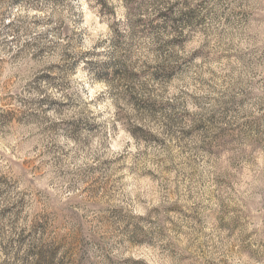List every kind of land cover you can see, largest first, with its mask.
<instances>
[{
    "label": "clouds",
    "instance_id": "9594fccd",
    "mask_svg": "<svg viewBox=\"0 0 264 264\" xmlns=\"http://www.w3.org/2000/svg\"><path fill=\"white\" fill-rule=\"evenodd\" d=\"M0 264H264V0H0Z\"/></svg>",
    "mask_w": 264,
    "mask_h": 264
}]
</instances>
